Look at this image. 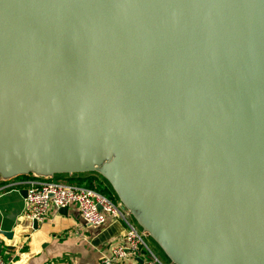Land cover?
Segmentation results:
<instances>
[{"label":"water","instance_id":"obj_1","mask_svg":"<svg viewBox=\"0 0 264 264\" xmlns=\"http://www.w3.org/2000/svg\"><path fill=\"white\" fill-rule=\"evenodd\" d=\"M85 173L169 264H264V0H0V181Z\"/></svg>","mask_w":264,"mask_h":264},{"label":"crops","instance_id":"obj_2","mask_svg":"<svg viewBox=\"0 0 264 264\" xmlns=\"http://www.w3.org/2000/svg\"><path fill=\"white\" fill-rule=\"evenodd\" d=\"M95 173L63 175L62 182L85 183L101 180ZM31 177L0 181V256L8 264H99L111 244L124 238L125 225L120 219L108 218L101 226H90L80 217L75 205L51 207L42 222H33L22 214L21 189ZM3 232H11L6 236ZM150 248L169 264L149 239ZM144 256L127 259L124 264H142Z\"/></svg>","mask_w":264,"mask_h":264},{"label":"built area","instance_id":"obj_3","mask_svg":"<svg viewBox=\"0 0 264 264\" xmlns=\"http://www.w3.org/2000/svg\"><path fill=\"white\" fill-rule=\"evenodd\" d=\"M23 199L22 214L31 221L42 222L51 207L63 208L75 205L81 219L90 226L104 225L108 218L120 219L125 225L124 238L110 245L99 264H124L143 255L142 264H164L150 248L147 237L131 220L120 204L97 191V183H67L55 178L31 176ZM1 247V243H0ZM0 264H8L0 256Z\"/></svg>","mask_w":264,"mask_h":264},{"label":"trees","instance_id":"obj_4","mask_svg":"<svg viewBox=\"0 0 264 264\" xmlns=\"http://www.w3.org/2000/svg\"><path fill=\"white\" fill-rule=\"evenodd\" d=\"M61 175H66V174H61ZM58 176H60V175H56L55 177H58ZM26 177H30V176H20L18 178H26ZM86 184L90 186L91 185V179L90 180H87L86 181ZM96 189H97V191L105 194L107 197H109V198H111L113 200H116V197H114L111 194V192L105 186H103L102 184H100V183L97 184Z\"/></svg>","mask_w":264,"mask_h":264},{"label":"rangeland","instance_id":"obj_5","mask_svg":"<svg viewBox=\"0 0 264 264\" xmlns=\"http://www.w3.org/2000/svg\"><path fill=\"white\" fill-rule=\"evenodd\" d=\"M95 175L98 176V177H96V178H99V179L101 180L100 184H102L103 186H105V187L111 192V194L115 197V195H114V193L112 192V190H111L110 186L108 185V183H107L102 177H100L98 174L95 173ZM62 176H63V175H60V176H58V177H54V178L60 180V179H62ZM60 181H61V180H60ZM160 256H163L162 253H160Z\"/></svg>","mask_w":264,"mask_h":264}]
</instances>
